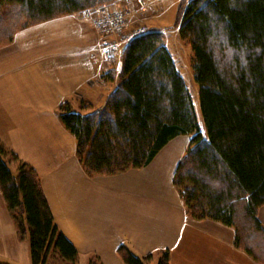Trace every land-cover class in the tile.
Here are the masks:
<instances>
[{"label": "trees", "instance_id": "16d2710c", "mask_svg": "<svg viewBox=\"0 0 264 264\" xmlns=\"http://www.w3.org/2000/svg\"><path fill=\"white\" fill-rule=\"evenodd\" d=\"M110 1L0 0V45L18 30ZM179 15V33L193 52L205 131L158 29L134 36L118 51L119 69L105 73L115 86L100 107L82 112L63 103L59 119L75 137V154L88 176L146 166L170 139L190 135L172 178L186 213L233 227L235 245L264 264L258 218L264 204V0H182ZM6 154L17 161L14 173ZM0 190L18 232L28 233L31 264L77 261L35 169L1 142ZM117 252L124 264L150 258L125 245ZM156 264H170L167 250Z\"/></svg>", "mask_w": 264, "mask_h": 264}, {"label": "crops", "instance_id": "0c3cea01", "mask_svg": "<svg viewBox=\"0 0 264 264\" xmlns=\"http://www.w3.org/2000/svg\"><path fill=\"white\" fill-rule=\"evenodd\" d=\"M115 56L104 59L98 35L77 13L24 28L0 49V138L38 172L58 229L80 256L94 254L101 264H124L120 245L150 255L148 264L163 250L170 264H262L235 245L233 227L186 213L172 178L190 135L170 139L146 166L110 175L84 172L59 107H100L115 86L105 76L119 69ZM258 218L264 226V204ZM28 252L0 190V261L31 264Z\"/></svg>", "mask_w": 264, "mask_h": 264}, {"label": "rangeland", "instance_id": "374dc122", "mask_svg": "<svg viewBox=\"0 0 264 264\" xmlns=\"http://www.w3.org/2000/svg\"><path fill=\"white\" fill-rule=\"evenodd\" d=\"M181 1L182 0H142L143 5H139L137 3V0H113V1H110L109 3H103V4L97 5L95 7L104 6L106 8L109 7V8L114 9V10H118V11L122 10L125 12L126 15H124V16L127 17V23L125 22V24H126L125 28H124L125 30L122 33L121 38L123 35L132 34L136 30H139V29H143L145 31L150 30V29H158V30L162 31V33H163L162 34L163 44L167 48V50L169 51L177 70L179 71L180 75L182 76V78L184 80V83H185V85L189 91L190 96H191L193 106H194V110H195L196 117L198 119V123L200 125V128L203 131H205L203 119H202V114H201V109H200V103H199V84L195 81L194 76H193V67H192L193 52H192V48H191L188 40L185 38H182L180 33H179V25L178 24L180 23V20H181L180 15H179ZM142 6L145 7V9L142 10ZM80 11L75 12V13H77V15L80 17V19L88 22L90 27L96 32V34L98 35V38H99V50H100V41L103 38V36L101 35L102 33L100 31H98L93 26L90 18H88V19L83 18L81 16ZM2 27H0V29ZM18 31H20V30H18ZM122 31H120L119 33L111 34V37L109 40H113L115 42V40H114L115 35L120 34ZM107 38H109V37H107ZM118 38H120V37H118ZM8 44H5V45L1 44L0 49L7 46ZM118 53L119 52L115 53V55H116L115 56V62L117 64H119V59H120V54H118ZM101 54L103 56L102 51H101ZM70 108L72 109V106H70ZM0 142L4 146L5 149H8L11 152H13L10 148H8L3 143L1 138H0ZM13 153L15 155H17L15 152H13ZM5 158H6V160H8V164H9L11 171L14 173L16 171L17 161L12 160V158L9 154H6ZM18 158L21 161H23L20 157H18ZM36 173L38 174L37 171H36ZM38 177L40 178L39 174H38ZM2 198H3V196H2ZM3 203H4V206L6 207L4 199H3ZM6 209H7V207H6ZM7 211H8V209H7ZM8 213L10 215L9 211H8ZM10 218H11L12 223L14 224V226L16 228V232H17L19 238H22V239L26 238V241L28 242V233H24L23 235H21L18 232L17 224H16L15 220L13 219L12 215H10ZM80 255L81 254H79L77 261L72 263V264H98V263H100L99 258L96 257V255H94V254L87 256V257H85L86 255L84 256L82 254L85 258L80 256ZM28 256H29V252H28ZM2 261L6 262L4 260H2ZM148 262H149V260L147 261V264H148ZM7 263H9V262H7ZM9 264H11V263H9ZM14 264H28V263H23L22 261H20V263H14ZM51 264H67V263L60 262V261L54 259L51 262Z\"/></svg>", "mask_w": 264, "mask_h": 264}, {"label": "built area", "instance_id": "2783aa9c", "mask_svg": "<svg viewBox=\"0 0 264 264\" xmlns=\"http://www.w3.org/2000/svg\"><path fill=\"white\" fill-rule=\"evenodd\" d=\"M139 5H143L142 0H137ZM145 7L142 6V10ZM83 18H90L93 26L100 31L103 38L100 41V50L103 53V56L106 60L114 56L124 45H126L134 36L146 32L143 29L136 30L132 34L123 35L125 22L127 23V17L124 11L114 10L111 8H106L104 6L92 7L83 9L80 11ZM123 30V31H122ZM115 35L114 40H109L111 34L119 33ZM109 37V38H107ZM120 37V38H118Z\"/></svg>", "mask_w": 264, "mask_h": 264}]
</instances>
